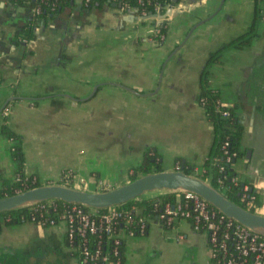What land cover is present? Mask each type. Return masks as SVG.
<instances>
[{
	"label": "crops",
	"instance_id": "1",
	"mask_svg": "<svg viewBox=\"0 0 264 264\" xmlns=\"http://www.w3.org/2000/svg\"><path fill=\"white\" fill-rule=\"evenodd\" d=\"M255 8L263 17L250 43L227 47L208 65L207 78L221 102L236 104L243 154L231 166L264 211V0H177L164 19L74 1L69 11L38 21L33 39L16 43L29 6L0 0V107L6 101L3 121L22 136L23 173L31 174L29 160H42L45 170L85 172L87 186L106 184L100 160H138L145 148L159 153L162 169H174L179 159L197 169L213 141L194 97L203 65L209 51L247 27ZM160 21L165 30L156 39ZM9 143L0 133V175L13 178ZM55 143L59 162L49 164ZM150 220L143 233L124 236V264H209L204 233L184 219L170 230ZM29 257L34 264L41 257L43 264H81L64 246L61 224L1 223L0 264H26Z\"/></svg>",
	"mask_w": 264,
	"mask_h": 264
},
{
	"label": "built area",
	"instance_id": "2",
	"mask_svg": "<svg viewBox=\"0 0 264 264\" xmlns=\"http://www.w3.org/2000/svg\"><path fill=\"white\" fill-rule=\"evenodd\" d=\"M22 1L28 4L32 14L39 12V7L34 3V0ZM74 1H78V4L82 6H87L97 0H73V3ZM135 1L137 5L123 1L120 7H115L121 12L135 10L140 15L146 14L145 5L150 1ZM169 3V0L155 1L154 8L155 10H164ZM229 159L230 154H227L226 160ZM175 168H179L178 163ZM60 176L63 178L61 184L83 189L89 187L83 177H78L76 181L73 180V174L69 170ZM203 179L207 180V178ZM231 180L236 181L238 178L233 175ZM71 182L76 184L72 185ZM219 182L221 181L219 180ZM106 186L100 181H93L94 189L92 190H99L101 187L108 188ZM98 187L100 188L98 189ZM247 188V185H243V191L239 198L244 203L242 206L255 212L264 213L263 206L253 201V195L247 197L245 192ZM170 192L174 194V201L171 203L165 201L161 205H159V201H153L151 217L142 216L140 207L134 205L127 208L110 205L99 211L96 208L70 203L64 208L56 222L49 220L48 224H62L64 246L76 256L81 264H124L121 253L119 254L118 245L123 241L124 236L143 233L149 219H155L165 227L171 226L177 220L184 219L194 230L204 233L209 264H264L263 235L255 233L227 217L191 191L174 190ZM47 205L48 202L41 207L44 209ZM34 222L42 225L40 221L34 220Z\"/></svg>",
	"mask_w": 264,
	"mask_h": 264
},
{
	"label": "trees",
	"instance_id": "3",
	"mask_svg": "<svg viewBox=\"0 0 264 264\" xmlns=\"http://www.w3.org/2000/svg\"><path fill=\"white\" fill-rule=\"evenodd\" d=\"M11 1L13 3H23L22 0ZM123 1H127L129 4L133 5L136 3L135 0H97L96 2H93L87 6H83V8L93 5H110L120 7ZM149 1L150 2L145 5L146 12L162 11L161 9L155 10L154 8V2H162V0ZM34 3L39 7V12L34 14L29 12L25 23L20 27L19 30L15 32L13 36L15 43L21 40L33 39L35 36L34 30L38 21L42 23L47 18H52L64 10L69 11L73 5V0H34ZM112 3L114 5H111ZM259 16H261L259 8H255L253 11V16L251 17L250 22L245 30L238 33L237 35L230 36L227 40L221 41L215 49L209 51L201 71L199 90L195 93L194 97L196 102L203 108L204 115L210 123L213 141L206 158L201 164L200 170H195L194 163L191 161L186 159L178 160V163L182 164V169L184 172L194 173L202 178H207V181L212 186L222 192L228 199L240 205H244V203L239 199L241 192L243 191V185L248 186V188L245 190L247 197H249V195H253V201L259 205L257 194L250 184H247L243 180L239 179L236 181L231 180L233 175L236 176L231 166L232 162L243 154L242 150L239 148L243 125L239 121V118L236 114V104L221 102L218 91L208 85L207 68L211 62L218 60L221 52L227 47H242L248 45L251 41V38L256 34L255 23ZM164 30L165 23L160 21L156 24L154 37L156 39H161V35L163 34ZM2 113L3 109H1L0 114L4 116ZM0 132L13 141V143L10 145L9 155L15 164L16 174L15 179H7L0 175V196L11 194L15 191L39 184L36 178L34 179L31 175H26L23 173V154L19 145L20 136L15 131L11 130L4 121L0 123ZM223 144L224 146L222 147ZM232 152L234 154H231ZM227 154H230L229 160H226ZM156 157L157 154L153 149L145 148L142 152L139 163L135 168H132L129 178L132 179L141 173L161 170L162 166ZM219 180L221 182H219ZM156 200L159 201V205L165 201L171 203L174 201V194L173 192L144 194L119 204L117 207L127 208L130 205H134L136 207H140V214L142 216L151 217L150 215L153 214L152 202ZM47 202L48 205L43 209L41 205L46 204ZM69 204L70 203L63 202L58 199H53L3 211L0 212V224H15L25 220H37L40 221L42 225H48L49 220L56 222L64 208ZM98 210L100 211L102 208H99ZM118 247L120 251L119 254L121 253L122 257V242H120Z\"/></svg>",
	"mask_w": 264,
	"mask_h": 264
},
{
	"label": "water",
	"instance_id": "4",
	"mask_svg": "<svg viewBox=\"0 0 264 264\" xmlns=\"http://www.w3.org/2000/svg\"><path fill=\"white\" fill-rule=\"evenodd\" d=\"M175 1L171 0L163 12L148 11L146 14L139 15L138 18L146 19L158 15L164 19ZM174 190H186L197 194L227 217L264 236V213L252 211L231 201L207 180L194 173L184 172L182 164L179 168L141 173L126 182L103 190H88L57 182L40 183L0 196V212L53 199L99 209L119 205L147 193L155 194Z\"/></svg>",
	"mask_w": 264,
	"mask_h": 264
},
{
	"label": "rangeland",
	"instance_id": "5",
	"mask_svg": "<svg viewBox=\"0 0 264 264\" xmlns=\"http://www.w3.org/2000/svg\"><path fill=\"white\" fill-rule=\"evenodd\" d=\"M261 14V13H260ZM261 17H263L262 16V14H261V16H259L258 18H257V20H259ZM256 20V23H255V28L257 27V21ZM245 30V29H244ZM242 32V31H241ZM238 34V33H237ZM237 34H233V35H237ZM252 39V38H251ZM226 50L227 49H225V50H223L221 53H222V55L221 56H223L224 55V52H226ZM222 58V57H221ZM5 119V117L4 116H2L1 114H0V123L3 121ZM7 125V124H6ZM8 126V125H7ZM9 127V126H8ZM10 128V127H9ZM11 129V128H10ZM83 129V128H82ZM12 130V129H11ZM81 132H83V130L81 131ZM80 132V133H81ZM1 133V132H0ZM19 136H20V138H19V145L21 144V139H22V136H21V134L20 133H18V132H16ZM1 134H3V133H1ZM4 135V134H3ZM5 136V135H4ZM13 143V141H11L10 140V143L8 144V146H7V152H8V154H9V149H10V145ZM83 145H77V147H76V149L78 150L79 148L78 147H81V148H83L82 147ZM61 147V145H59V144H57V143H55V144H53V150H54V153H53V156L50 158V160H49V164H57L58 162H59V158H56V156H55V152H56V150L58 149V148H60ZM78 152V151H77ZM76 152V153H77ZM156 154H159L157 151L155 152ZM77 154H79V153H77ZM142 155V154H141ZM10 156V155H9ZM140 159H141V157H140ZM140 159H138V160H136V158L134 157V158H132V156L131 157H126V158H124V157H117V155H114V154H111L110 156H108V158H106V159H102V160H100L101 161V174L99 175V177L100 178H102V179H105V181H106V184L107 185H110V187H113V186H111V185H113V183L115 182V180L116 179H120V180H122V182L121 183H123V182H126V181H128V180H130V178H129V175H130V173L132 172V168H135L136 166H137V164L139 163V161H140ZM173 161H174V159L172 160V159H167V158H165V160H163L162 162H163V164H165V163H169L171 166L173 165L172 163H173ZM29 162H30V169H29V171H30V175L32 176V178H36L37 179V182L40 184V183H45V182H47V180H53L52 182H58V183H61L62 181H63V178H61V174H63V172H66V170H68L67 168H58L56 171H55V166L56 165H51V166H53V169H54V171H52V170H45V168H44V162L42 161V160H29ZM90 162H92V163H94V164H91V165H94V166H96V165H98V163L96 164L95 163V160L94 159H91V161ZM161 164V163H160ZM162 166V165H161ZM164 166H166V165H164ZM66 167H68V166H66ZM200 167H201V164L200 165H198L197 166V169L198 170H200ZM163 168V167H162ZM57 172V174H55ZM198 172V171H197ZM44 175H45V177H44ZM139 175V174H138ZM2 176V175H1ZM3 177H5V178H7V179H15L16 178V174H15V176L13 177V178H10V177H7V176H3ZM78 177H84V178H86L87 177V174L85 173V172H83V171H80V170H77L76 172H74V174H73V176H72V179L73 180H77L78 179ZM94 180V179H93ZM124 180V181H123ZM98 182V181H97ZM101 182V181H100ZM92 183H93V181H92ZM103 183V182H102ZM121 183H119V184H121ZM70 184H72V185H74V184H76V183H74V182H71ZM104 184V183H103ZM118 185V184H117ZM114 186H116V185H114ZM90 187V188H89ZM88 187V189L89 190H92V189H94V187L93 186H89ZM107 187V186H106ZM110 187H108V188H110ZM100 187H98V189H99ZM103 189H106V188H104V187H101L99 190H103ZM148 194V193H147ZM148 223L149 224H151V220L149 219L148 220ZM56 224H59L60 225V223H56ZM62 225V224H61ZM174 225V223L171 225V226H173ZM171 226H169V227H166V228H164L163 227V229H167V230H170V229H173V227H171ZM45 257H41L40 259L39 258H36L37 259V264H43L42 262H43V259H44ZM29 259V262H28V260H27V263L26 264H34V262H32L33 260H34V258H28ZM38 259H39V261H38Z\"/></svg>",
	"mask_w": 264,
	"mask_h": 264
}]
</instances>
